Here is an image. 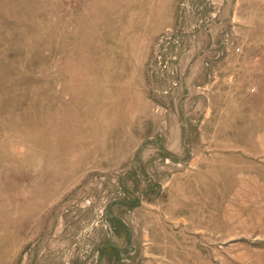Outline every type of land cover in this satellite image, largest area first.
<instances>
[{"label": "rangeland", "instance_id": "374dc122", "mask_svg": "<svg viewBox=\"0 0 264 264\" xmlns=\"http://www.w3.org/2000/svg\"><path fill=\"white\" fill-rule=\"evenodd\" d=\"M0 264H264V0H0Z\"/></svg>", "mask_w": 264, "mask_h": 264}]
</instances>
